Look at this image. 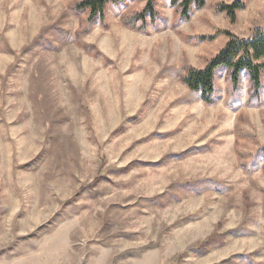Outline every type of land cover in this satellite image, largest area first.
Wrapping results in <instances>:
<instances>
[{
	"label": "rangeland",
	"instance_id": "374dc122",
	"mask_svg": "<svg viewBox=\"0 0 264 264\" xmlns=\"http://www.w3.org/2000/svg\"><path fill=\"white\" fill-rule=\"evenodd\" d=\"M77 1L0 0V264H264V75L218 70L211 106L182 83L264 0L233 24L156 0L146 34L119 21L144 0Z\"/></svg>",
	"mask_w": 264,
	"mask_h": 264
},
{
	"label": "trees",
	"instance_id": "16d2710c",
	"mask_svg": "<svg viewBox=\"0 0 264 264\" xmlns=\"http://www.w3.org/2000/svg\"><path fill=\"white\" fill-rule=\"evenodd\" d=\"M128 0H80L73 4L74 14H84L89 22L103 23L106 12L110 6L126 4ZM217 11L223 13L231 24L236 21V14L244 9L245 0H218ZM207 0H169V5L174 8L179 16L188 20L192 10L203 9ZM156 0H144L141 11L125 14L120 18V24L146 34L149 27L156 24ZM228 41L209 60L202 69L189 68L182 79L185 87L199 95L205 106H211L215 99V73L223 69L231 84L232 90L239 87L240 76L247 77L249 91L252 97H258L262 89L264 75V32L255 30L247 39H239L228 32L224 33ZM236 152H239L236 150ZM259 153L264 156V148Z\"/></svg>",
	"mask_w": 264,
	"mask_h": 264
}]
</instances>
